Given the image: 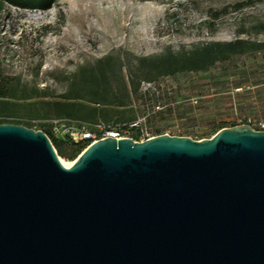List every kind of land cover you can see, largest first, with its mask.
<instances>
[{
  "label": "water",
  "instance_id": "obj_1",
  "mask_svg": "<svg viewBox=\"0 0 264 264\" xmlns=\"http://www.w3.org/2000/svg\"><path fill=\"white\" fill-rule=\"evenodd\" d=\"M72 163L0 125V264H264V132L107 139Z\"/></svg>",
  "mask_w": 264,
  "mask_h": 264
},
{
  "label": "rangeland",
  "instance_id": "obj_2",
  "mask_svg": "<svg viewBox=\"0 0 264 264\" xmlns=\"http://www.w3.org/2000/svg\"><path fill=\"white\" fill-rule=\"evenodd\" d=\"M53 8L56 16L39 25L30 19L48 11L6 5L0 16V76L36 89L30 100L11 101L15 106L0 111V119L22 127L32 122L34 131H41L43 125L51 131L48 122L59 118L47 104L71 102L64 99L70 94L68 78L84 65L108 57L126 65L127 60L149 59L167 50L197 57L206 44L238 39L264 44V0H60ZM229 60L205 73L143 81L132 100L133 122L147 127L154 137L197 142L248 122L253 130L264 124V50ZM112 88L117 90V84ZM78 95L93 99L84 87ZM77 102L95 108L87 101ZM117 110L121 109L105 118L62 119L112 124L119 119Z\"/></svg>",
  "mask_w": 264,
  "mask_h": 264
},
{
  "label": "trees",
  "instance_id": "obj_3",
  "mask_svg": "<svg viewBox=\"0 0 264 264\" xmlns=\"http://www.w3.org/2000/svg\"><path fill=\"white\" fill-rule=\"evenodd\" d=\"M60 0H0V16L6 5L13 6L19 10L28 12H47L58 4ZM152 1V0H142ZM170 1V0H163ZM264 32V25L261 27ZM264 50V44H257L251 40L238 39L226 44H206L197 57L191 53H172L170 50L164 51L159 56L147 59L127 60L126 65L118 64L117 61L108 57L105 60L95 62L92 66L87 64L68 78L70 82V94L65 97L66 101L47 104L55 110L56 117L78 118L92 120L103 117L117 110L119 119L112 124L133 123L135 112L131 109L132 100L139 95L140 86L143 81L153 83V76H174L179 73H205L217 64H224L233 56L246 53H254ZM116 83L117 90L113 89ZM84 87L93 99L87 100L78 95ZM36 89L29 88L22 84L19 79L0 76V100L4 101V108L1 112L11 111L10 107L15 105L11 101L30 100L35 95ZM87 101L95 105V108L84 106L76 101ZM104 109H100V106ZM87 124V123H86ZM110 124V123H105ZM0 125L20 126V123L8 122L0 119ZM27 129L33 128V123L24 125ZM45 133L60 156L74 160L77 154H82L85 146H74L70 142L60 141L53 137L51 131H47L46 126H42ZM137 137V136H136ZM58 154V155H59Z\"/></svg>",
  "mask_w": 264,
  "mask_h": 264
},
{
  "label": "built area",
  "instance_id": "obj_4",
  "mask_svg": "<svg viewBox=\"0 0 264 264\" xmlns=\"http://www.w3.org/2000/svg\"><path fill=\"white\" fill-rule=\"evenodd\" d=\"M48 123L51 126L53 137L60 141L70 142L77 147L83 145L85 146L83 152L97 142L107 139H132L135 142L143 143L155 138L147 127L140 126L135 122L86 124L66 119H55ZM247 125L252 127L253 124L248 122ZM254 131L264 132V124H259Z\"/></svg>",
  "mask_w": 264,
  "mask_h": 264
},
{
  "label": "bare ground",
  "instance_id": "obj_5",
  "mask_svg": "<svg viewBox=\"0 0 264 264\" xmlns=\"http://www.w3.org/2000/svg\"><path fill=\"white\" fill-rule=\"evenodd\" d=\"M118 1L125 2V0H118ZM126 1L129 2V3L133 2V0H126ZM56 13H57V10L52 8L51 10L48 11L47 14L36 15V16L32 17L30 20L39 25L40 23L45 22L49 18L55 17ZM61 161H62V164L68 169L71 168L72 165H73L72 162H67V161H65L63 159H61Z\"/></svg>",
  "mask_w": 264,
  "mask_h": 264
}]
</instances>
